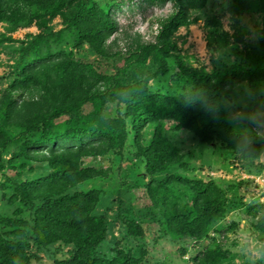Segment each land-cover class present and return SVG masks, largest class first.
<instances>
[{
	"label": "trees",
	"instance_id": "obj_1",
	"mask_svg": "<svg viewBox=\"0 0 264 264\" xmlns=\"http://www.w3.org/2000/svg\"><path fill=\"white\" fill-rule=\"evenodd\" d=\"M205 1L0 0V24H7L8 33L34 20H41L45 29L27 35L12 48V78L0 95V159L14 149L7 166L13 177L5 174L0 188L12 187L8 204L16 205L14 216L0 215V264H13V257L30 264L27 237L39 248L56 244L52 264H143L144 252L138 257L121 249L113 255L96 253L108 226L106 217L92 214L100 193L96 189L72 191L106 175V171L84 166L86 159L121 155L127 145L141 165L150 203L133 216L117 212L115 218L132 237L142 234L135 219L149 216L176 240L201 242L223 217L227 204L239 199L235 184L223 187L187 174L194 170L191 159L203 152L214 154L219 162L232 159L241 167L259 157L264 138L252 132L251 126L264 122V28L256 27L253 50L243 51L241 61L210 72L190 67L172 53L175 47L168 40L179 27L193 21L190 10L202 8ZM167 5L170 12L156 20L151 41L123 33L131 40L123 65L113 73L99 72L93 61L84 62L70 51L87 45L105 56L119 39L116 10L136 7L142 13ZM259 5L264 11V0H229L225 11L256 12ZM57 15L62 17V27L54 32L45 19ZM3 40L8 38L2 35ZM132 68L141 77L125 85L122 76ZM168 73L173 91L165 90V85L148 90L150 79ZM243 83L249 89V102L232 116L237 108L226 103L233 89ZM112 103L114 114L106 117V107ZM87 104L90 111L86 114L82 110ZM164 120L173 122L172 130L191 133L199 149L181 153L168 137L171 130L167 131ZM145 130L149 131L146 141ZM38 164L44 165V174L24 176L22 170L30 167L32 172ZM3 170L0 163V173ZM25 208L28 218L22 217ZM244 211L255 220L253 229L264 237V204L255 202ZM210 243L191 257L192 264H219L229 258L215 238ZM178 247L184 254V245Z\"/></svg>",
	"mask_w": 264,
	"mask_h": 264
},
{
	"label": "rangeland",
	"instance_id": "obj_2",
	"mask_svg": "<svg viewBox=\"0 0 264 264\" xmlns=\"http://www.w3.org/2000/svg\"><path fill=\"white\" fill-rule=\"evenodd\" d=\"M227 2L229 0H206L202 8L190 10L189 19L193 21L191 20L187 26L179 27L168 40L175 47L172 53L181 56L190 67H203L210 72L222 64L241 61L243 51L253 50L255 45L253 34L256 27L264 28V11L259 5L260 8L258 7L256 12L246 10L229 14L225 11ZM169 12L170 5L163 9H147L142 13L136 10V7H121L114 12L118 26L115 36L119 39L111 43L109 53L98 56L87 45L70 51L84 62L93 61L99 72L113 73L116 67L123 65L127 43L131 38L144 42L151 41L156 29V20ZM45 20L47 27L54 32L62 27L60 15ZM6 27V23L0 24V38L2 35L8 38L0 41V95L12 78V48L19 45L18 41L25 40L27 35H37L45 30L41 20H34L29 26L19 27L9 33ZM124 32L130 34L131 38H124ZM220 42L223 45L218 47ZM150 70L153 71L152 68ZM146 74L144 72L143 77ZM140 75L132 68L122 76V82L125 85L135 83L140 79ZM171 83L168 73L150 79L146 86L150 92H154L163 85L167 90L172 86ZM248 102L249 89L243 83L233 89L226 104L237 108V112L232 114L235 116L241 112L239 108L245 109ZM114 110V103L109 104L105 111L106 117H112ZM82 111L87 114L90 105H85ZM164 125L167 131L171 130L168 131V137L181 153H191L199 149L198 141L191 133L172 130V121L164 120ZM251 130L264 138V122L256 127L251 126ZM148 139L149 131L145 130L144 140ZM13 150L10 148L0 159V163L5 166V170L0 173V184L6 182L5 174L12 176V173L7 171V166ZM120 154L108 153L102 158L86 159L84 166L106 171V175L85 181L72 190L96 189L100 193L92 214L106 217L108 226L105 240L96 249L97 254L113 255L116 250L121 249L136 257L144 252L143 264H192L191 257L205 245H210V239L215 238L216 243L229 252V258L219 264H264V237L253 229L255 220H250L244 211L245 207L255 202L264 204V142L259 157L244 167L232 159L219 162V158L209 152H203L201 157L191 159L194 170L187 175L202 181L213 180L223 187L235 184L239 198L234 204H227L223 217L209 229L207 239L198 243L187 239L176 240L164 233L159 222L154 223L149 216L135 219L142 233L140 237H132L127 233L124 224L115 218L117 212H122L124 216H133L136 210L148 207L150 203L143 189L146 180L141 165L133 157L132 147L127 145ZM29 168L22 170L27 178H34L46 172L43 164L34 165L32 172L28 171ZM12 192V187L7 184L4 189L0 188V215L14 216L16 205L8 204ZM22 217L28 218L26 208ZM232 224H235L234 228H231ZM26 240L27 253L31 256L30 264H52L56 244L39 248L35 246L32 237H27ZM178 244L184 245V254H180Z\"/></svg>",
	"mask_w": 264,
	"mask_h": 264
},
{
	"label": "clouds",
	"instance_id": "obj_3",
	"mask_svg": "<svg viewBox=\"0 0 264 264\" xmlns=\"http://www.w3.org/2000/svg\"><path fill=\"white\" fill-rule=\"evenodd\" d=\"M13 264H21L18 257H13Z\"/></svg>",
	"mask_w": 264,
	"mask_h": 264
}]
</instances>
